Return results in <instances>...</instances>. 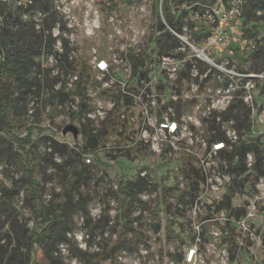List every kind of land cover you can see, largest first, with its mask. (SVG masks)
Instances as JSON below:
<instances>
[{
  "label": "rangeland",
  "instance_id": "obj_1",
  "mask_svg": "<svg viewBox=\"0 0 264 264\" xmlns=\"http://www.w3.org/2000/svg\"><path fill=\"white\" fill-rule=\"evenodd\" d=\"M238 4L239 1L234 0L230 8H225L221 0H208L206 7H195L193 2L187 0L188 18L182 21L186 48L180 53L172 51L183 60L184 73L180 77V83H177V93L181 99L179 107L181 114L188 118L194 135L204 138L211 136L214 129L210 126L214 121L220 123L221 128L226 131L235 126V120L228 122L222 117H219L221 121L218 120L222 110H214L212 106L218 105V100L222 99L224 93L220 90L229 81H234L237 89L231 92L229 105L235 103V109L248 107L249 119L253 122L251 131L245 132L242 129V139L255 141L259 138L258 143L264 153V89L258 85L264 81V64L250 68V63L245 65L239 57H247L250 48L242 45V37L235 30V24L241 22L237 11ZM39 16L36 15V18ZM221 19L223 25H220ZM191 21L197 23L195 28H191ZM151 22L154 35H160L162 31L159 20ZM196 31H199L200 37L196 45L199 52L191 45L192 42L195 43L193 35ZM77 33L78 40L72 46L75 52H71L75 61L70 72L78 70L77 63L88 58L91 45L102 47L106 43V36L102 31L91 37ZM81 48L82 54L79 52ZM41 60L43 65H47L43 56ZM244 67L246 71H243ZM66 77L67 72L61 73L62 82L59 80L56 86L66 87V82H63ZM88 87L93 88L99 97L104 93L101 84L95 80L89 81ZM67 100L68 97L62 108L58 105L56 108L46 107L36 124H33L36 117L26 115L25 126L17 131L18 138L8 136L12 143L2 145L5 151H0V183L20 191L13 198V203L29 233L42 228L46 206H57L65 202L68 196L76 204L69 246L61 249L62 254L55 262L50 263L44 258L42 263L187 264L183 260V245L190 235L185 229L187 220L193 215L191 205L197 187L193 185L194 180L187 176L184 166L173 161V157H164L148 147H142L140 151L132 149L130 153L111 152L109 148L121 138L118 132L103 135L91 164H87L78 150L79 147L72 146V134L63 135L62 129L67 124L76 122L82 138L80 143L88 151L89 145L85 146L87 135L83 137L82 129L86 127L87 132L94 133L103 130V123L90 122L87 119L84 122L71 120L66 110ZM33 104L34 101H31L29 107ZM216 115L217 119L214 120ZM30 127L33 129L28 135ZM63 143L68 146L66 149L62 146ZM105 145V149H99ZM22 151L24 163L14 158L16 153ZM135 159H139V164H133ZM254 161L255 154L249 152L246 157L247 166L251 167ZM217 163L223 171H229L227 161L222 155L217 157ZM141 166L149 170L148 184L133 204L129 217L132 223L124 233L123 242L111 251L110 247L120 240L122 233L123 219L119 215L124 203L119 185L136 179ZM85 167L87 170L80 175L79 172ZM28 173L31 175H27ZM248 173H252V170L240 175L238 182L232 180V203L239 207L246 205L257 194L264 193V175L257 177L254 171L250 178H246ZM31 179L43 186L38 195V192L29 189ZM181 193L186 194L180 205V213H177V201ZM202 214L205 215L206 211ZM207 214L211 215L210 209ZM257 236H262L261 229L257 231ZM80 249H86L93 256L85 259L80 256ZM248 252L245 263L258 264L260 259L264 260V242L260 245L256 239ZM241 264H244L243 261Z\"/></svg>",
  "mask_w": 264,
  "mask_h": 264
},
{
  "label": "built area",
  "instance_id": "obj_2",
  "mask_svg": "<svg viewBox=\"0 0 264 264\" xmlns=\"http://www.w3.org/2000/svg\"><path fill=\"white\" fill-rule=\"evenodd\" d=\"M53 2L65 25L62 26L58 21L47 31L55 38L53 53L43 56L47 63L43 66L53 68L51 74L59 73L57 64L64 51L63 39H67L72 48L78 40L77 32L91 37L102 31L106 36V43L102 47L90 46L88 58L77 63L78 70L67 72L66 110L71 120L84 122L87 119L100 124L121 104L117 113L122 123L119 131L123 139L109 148L111 152L121 153L148 147L159 155L173 157V161L182 165L183 157H193L200 170V180L191 205L193 215L187 220L185 229L190 237L183 245V260L187 264H241L242 261L246 264L248 250L253 242L257 239L263 245L264 193L257 194L241 207L233 203L231 206L223 204L225 195L231 188L233 175L220 168L217 157L239 143V130L236 126L224 130L227 139H214L212 135L215 130L206 138L196 136L190 130L186 115L181 114L177 83H180V77L184 73L183 60L172 51L180 53L186 48L182 21L188 18L187 0ZM193 5L207 6L202 5L200 0H194ZM169 19L180 21L181 29L172 26ZM153 20L161 21L165 30L178 43L168 53L160 50L161 34L154 35ZM220 25H223L222 19ZM221 38L220 36L219 40ZM191 45L200 51L195 43L192 42ZM71 52H75L73 48ZM71 52L69 61L72 64L75 60ZM79 52L82 54V48ZM84 62L91 72L88 82L95 80L101 84V90H104L101 97L93 88L89 89L88 82L83 95L77 92L80 69ZM236 89L237 83L229 81L220 90L224 94L218 100L219 104H214L212 108L222 110L221 112L227 110L231 103L229 96ZM58 107L62 108L63 104ZM31 112L32 110L29 111ZM219 117L221 115L218 116L221 121ZM232 120L228 122H233ZM81 139L79 134L72 146H78L84 161L91 164L98 149H80ZM105 148L106 145L99 147ZM139 162V159H135L133 164L137 165ZM148 173L146 167H140L141 176L146 177ZM240 208H243L240 215L233 212ZM209 209L211 215L207 214ZM203 211H206L205 215L202 214ZM260 229L262 236L258 237L257 231ZM258 264H264V260L260 259Z\"/></svg>",
  "mask_w": 264,
  "mask_h": 264
},
{
  "label": "trees",
  "instance_id": "obj_3",
  "mask_svg": "<svg viewBox=\"0 0 264 264\" xmlns=\"http://www.w3.org/2000/svg\"><path fill=\"white\" fill-rule=\"evenodd\" d=\"M53 1L0 0L1 152L5 151L2 145L12 143L8 136L18 138L16 135L17 131L25 126L26 115L36 117L37 119L33 123L36 124L39 122L46 107L56 108L57 105L63 104L68 97L65 87L56 88V84L60 80L61 73L68 72L72 66L69 61V54L72 50L69 41L67 39L62 41L64 51L59 56V63L57 64L59 73L57 75H52L53 68L43 66V61L41 60L42 56L54 51L55 38L47 31L51 30L58 21L62 23V26L65 25L62 17L55 10ZM188 1L193 2L194 0ZM200 1L202 5H207L208 0ZM221 1L222 6L230 8L234 0ZM238 1L237 11L241 22L235 24V30L242 37V45L250 48L247 57L245 55H240L239 57L245 62V65L250 63V68H254L261 63L264 64V0ZM38 14L40 16L36 18ZM168 22L177 29L182 27L178 20L169 19ZM190 25L191 28H195L197 23L191 21ZM159 28L162 31L159 39L160 50L168 53L178 43L172 34L165 30L161 21H159ZM193 37L197 45L200 38L199 31H196ZM251 70L249 69V71ZM243 71H246V67L243 68ZM90 76L89 67L84 62L81 66L80 79L77 83V92L79 94H84ZM258 85L264 89V81L258 83ZM31 101H34V104L29 107ZM119 107H121V104H118L107 120L103 122V130L89 133L86 127L82 129L83 137L87 135L85 146L89 145L88 148L94 149L101 143L103 135L116 132L121 134L119 128L122 123L119 119V113H117ZM235 107V103H232L220 115L224 121L235 120V126L240 133L239 143L234 145L232 150L224 151L222 154L227 161L229 172L233 175V180L238 182L239 176L250 169L252 173H248L246 178H250L254 171L257 177L264 175V153L258 143L259 138L255 141L242 139V129H245V132L252 130L253 122L249 119L250 109L246 106H243V109H235ZM31 110L32 112L29 113ZM215 119H217V115ZM210 127L215 130L212 135L214 139H227L220 123L214 121ZM32 129V127L28 129V135L31 134ZM120 139L123 138L121 137ZM62 146L65 149L68 147L65 143ZM137 149L140 151L142 147ZM128 152L130 153V151ZM249 152L255 154V161L251 167H248L246 163V157ZM23 154V151L22 153H16L14 158H18L21 163H24ZM183 158V166L187 176L194 180L193 185L198 187L200 170L195 159L191 156ZM26 166L29 167L30 165ZM86 170V167L83 168L79 174L82 175ZM27 175L31 174L28 173ZM147 177L141 176L139 169V175L136 179L127 180L119 185L124 203L119 215L123 219V222H121L123 234L121 233L120 240L110 247L111 251L123 242L124 233L132 223L129 219L130 212H132V207L138 194L148 184ZM29 189L30 191L38 192V195L42 192L43 186L38 181L31 179ZM19 193V190L0 183V264H43L42 260L44 258L48 259L50 263L55 262L58 256L62 254L61 249L69 246L70 236L74 228L73 213L76 204L71 196H68L65 202L59 203L57 206H46L42 228L29 233L13 203V198L18 196ZM185 194L181 193L178 198L177 213H180V205ZM233 197L234 188L231 187L222 203L231 206ZM29 199L32 201L31 198ZM233 212L240 215L243 213V208L234 209ZM171 226L172 224L169 226L170 232ZM79 254L85 259H88V256H93L86 249H80Z\"/></svg>",
  "mask_w": 264,
  "mask_h": 264
},
{
  "label": "water",
  "instance_id": "obj_4",
  "mask_svg": "<svg viewBox=\"0 0 264 264\" xmlns=\"http://www.w3.org/2000/svg\"><path fill=\"white\" fill-rule=\"evenodd\" d=\"M69 133L72 134L74 139H78L80 129L75 123H69L62 129V134L67 135Z\"/></svg>",
  "mask_w": 264,
  "mask_h": 264
}]
</instances>
